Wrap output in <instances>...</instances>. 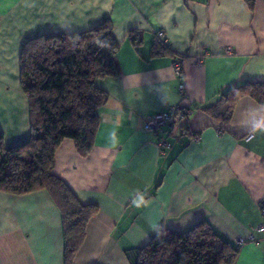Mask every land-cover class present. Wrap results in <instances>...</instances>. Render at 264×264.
<instances>
[{
    "label": "crops",
    "instance_id": "obj_1",
    "mask_svg": "<svg viewBox=\"0 0 264 264\" xmlns=\"http://www.w3.org/2000/svg\"><path fill=\"white\" fill-rule=\"evenodd\" d=\"M107 18L119 43L118 75L96 82L108 100L98 109L94 145L81 157L65 139L55 154L54 173L81 203L98 206L73 264H133L157 230L184 231L201 220L234 245L244 240L233 264H264V105L241 97L225 125L201 110L235 85L264 80V0L252 8L245 0H0L6 146L29 135L19 85L24 42ZM132 31L140 33L137 45ZM158 31L168 53L154 56ZM173 105L191 113L165 127L169 147L159 148L144 121ZM185 127L198 139L181 137ZM63 251L60 213L46 191H0V264H64Z\"/></svg>",
    "mask_w": 264,
    "mask_h": 264
},
{
    "label": "trees",
    "instance_id": "obj_2",
    "mask_svg": "<svg viewBox=\"0 0 264 264\" xmlns=\"http://www.w3.org/2000/svg\"><path fill=\"white\" fill-rule=\"evenodd\" d=\"M245 1L253 7V0ZM129 39L137 45L140 33L130 32ZM118 48L107 18L81 32L33 36L24 42L19 54V85L27 102L29 135L21 143L6 146L0 132V191L13 195L40 190L48 193L61 217L64 264H73L98 206L81 203L54 173L55 154L65 139L74 142L81 157L90 153L99 126L98 109L108 100L107 92L96 82L118 75ZM165 53L166 43L157 39L152 55ZM241 97L264 105V80L235 85L201 110L225 125ZM184 132L181 137L196 135L188 127ZM261 208L264 210V200ZM137 250L133 264H233L239 247L201 220L184 231L159 229Z\"/></svg>",
    "mask_w": 264,
    "mask_h": 264
},
{
    "label": "built area",
    "instance_id": "obj_3",
    "mask_svg": "<svg viewBox=\"0 0 264 264\" xmlns=\"http://www.w3.org/2000/svg\"><path fill=\"white\" fill-rule=\"evenodd\" d=\"M161 31L155 33L157 39H161ZM165 42V41H164ZM226 53H230V48L226 49ZM196 63L201 65V60L197 59ZM181 57H177L173 62V70L176 75H180L181 73ZM180 93H183L185 90V85L180 83L178 86ZM191 113V109L187 106L183 105H173L167 108L164 111L158 112L151 117H148L144 121V129L148 132H151L156 137V142L159 148H167L169 147V143L166 138L163 136V132L165 127L174 124L176 121L181 120L187 117ZM182 135H185V132L182 131ZM194 140L198 139V135L192 137ZM259 231H264V225L259 227ZM252 239V237L250 238ZM236 244L240 246L243 244L244 240L236 239Z\"/></svg>",
    "mask_w": 264,
    "mask_h": 264
}]
</instances>
